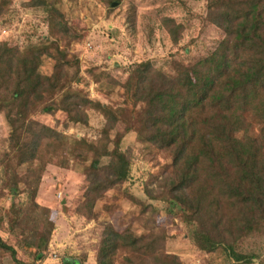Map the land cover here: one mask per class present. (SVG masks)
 I'll return each mask as SVG.
<instances>
[{"label":"trees","instance_id":"16d2710c","mask_svg":"<svg viewBox=\"0 0 264 264\" xmlns=\"http://www.w3.org/2000/svg\"><path fill=\"white\" fill-rule=\"evenodd\" d=\"M101 1L112 7L121 0ZM9 5L10 0H1L0 16ZM23 6L43 10L48 34L24 47L0 42V113L8 128L0 150V186L11 199L7 232L19 235V248L32 262L44 260L52 227L47 210L34 199L52 161L66 168L69 160H90L75 209L88 220L95 202L127 180L130 162L120 150V137L69 141L29 117L36 110L59 112L65 127L86 125V112L93 110L108 123L124 122V131H132L143 147L169 154L160 198L165 212L190 228L199 251L217 264H250L253 256L238 253L236 245L264 228V0H206L205 19L223 35L213 51L188 65L172 61L168 75L148 60L131 65L120 85L122 107L113 109L73 88L81 80L78 62L57 44L67 33L62 13L47 0H25ZM162 21L176 44L177 25ZM133 22L134 13L129 26ZM47 60L51 67L45 75L39 70ZM19 194L24 201L15 203ZM127 199L143 216L146 231L133 236L102 224L94 264H180L163 249L166 237L156 209ZM5 220L0 213V227ZM5 254L12 264H25L0 239V261ZM70 263L80 264L62 260Z\"/></svg>","mask_w":264,"mask_h":264},{"label":"rangeland","instance_id":"374dc122","mask_svg":"<svg viewBox=\"0 0 264 264\" xmlns=\"http://www.w3.org/2000/svg\"><path fill=\"white\" fill-rule=\"evenodd\" d=\"M47 1L62 13L66 26L67 33L63 38H57L59 48L69 59L78 62L81 80L79 86L73 85V88L81 90L91 101L112 109L122 107L120 85L131 65L148 60L154 68L168 75L172 61L188 65L213 51L223 36L205 19L206 0H121L112 7L101 0ZM24 3L25 0H10V5L0 16V42L24 47L47 37V18L43 10L26 8ZM133 13V26H129L128 18ZM163 19H171L177 25L176 44L162 25ZM50 67L47 60L39 71L48 75ZM86 114V125L68 124L66 127L64 115L59 112L48 115L36 110L29 117L63 132L69 141L84 139L90 142L104 135L111 140L120 137V150L130 162L127 180L95 202L93 217L88 220L75 213V209L86 186L83 168L90 160H69L66 168L54 160L45 167L34 199L38 207L47 210V223L52 227L44 260L32 262L19 248V235L7 232V210L11 199L1 186L0 213L6 220L0 227V239L13 247L16 257L25 264H62L63 259L94 264L102 224L109 223L118 232L128 229L133 236L146 231L143 216L127 199L131 196L156 209V223L165 232V253L176 256L180 264H214L216 259L193 245L190 228L178 217L165 212L160 187L164 167L170 163L169 154L138 144L132 131H124V122L108 123L93 110ZM7 134L8 128L0 113V150L5 148ZM103 162V159L99 160V163ZM23 201L24 194L14 199L15 203ZM236 251L252 255L250 264L264 263V228L243 236ZM0 264L12 262L5 254Z\"/></svg>","mask_w":264,"mask_h":264}]
</instances>
